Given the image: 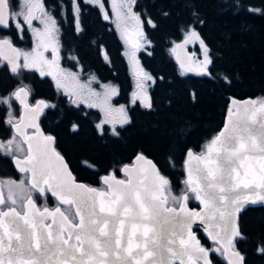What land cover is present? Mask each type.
Returning <instances> with one entry per match:
<instances>
[{"label": "snow or ice", "instance_id": "1", "mask_svg": "<svg viewBox=\"0 0 264 264\" xmlns=\"http://www.w3.org/2000/svg\"><path fill=\"white\" fill-rule=\"evenodd\" d=\"M71 3L79 31L80 3L79 0ZM85 3L104 9L102 0H85ZM111 3L118 21L135 24L136 40L131 41L130 58L136 66L139 95H143L144 82L152 77L136 61V52L150 43L142 30L141 14L133 10L136 0H111ZM18 6L19 11H13L11 0H0V27L7 28L14 23L22 33L27 26L36 45L31 52H22L10 39L0 38V58L12 65L14 73L20 67L39 68L41 76L51 75L57 88L70 96L81 100L99 97L101 93L91 87L95 77L81 83L76 73L59 67V28L43 0H18ZM103 18H110L107 11H103ZM36 20L41 28L33 26ZM148 23L152 21L149 19ZM190 39L199 40L194 30H189L183 44H176L172 51L183 48ZM200 45L204 53L197 66L202 75H209L213 61L203 40ZM49 49L51 60L44 55ZM21 57L23 65L19 63ZM45 67L50 70L45 71ZM181 67H184L183 61ZM69 81L75 82L71 90ZM102 87L104 106L89 105L102 107L108 117L98 125L101 132L105 123L128 122L124 106L113 108L110 104L117 89L110 85ZM29 95V88L21 86L9 98L0 99L9 109L6 122L14 129L11 139L0 141V151L22 153V158L15 155V163L21 172L31 174L28 195L23 194L24 181L16 185L21 189L19 194L9 187L5 197L0 187V205L6 201L11 205L6 210L0 208V264H175L177 260L179 264H212L209 258L212 251L230 257L229 264H242L243 257L234 250V240L240 235L236 213L244 204L264 201V102L256 107L257 102L251 101L252 107H237L234 114L230 109L228 122L206 146V152L195 155L188 151L187 191L176 197L169 195V181L151 161H146L148 167L125 165L124 180L116 179L114 173L104 176L106 191L77 183L64 158L56 151L54 137L40 129L39 116L51 106L43 100L29 104ZM137 95L133 93L134 97ZM12 99L22 106L21 115L15 121ZM112 131L117 134L115 127ZM136 159L145 160L143 156ZM32 190L40 194L50 191L61 206L52 210L36 208ZM189 193L203 205L201 211L187 208ZM18 198L26 201L23 211L16 208ZM169 199L178 207H167ZM197 219L217 245L215 248L203 247L195 237L192 226Z\"/></svg>", "mask_w": 264, "mask_h": 264}, {"label": "trees", "instance_id": "2", "mask_svg": "<svg viewBox=\"0 0 264 264\" xmlns=\"http://www.w3.org/2000/svg\"><path fill=\"white\" fill-rule=\"evenodd\" d=\"M43 1L45 9L53 11L57 19L62 50L71 22L58 14V5L67 1ZM133 10L141 14L142 30L150 41L145 43L146 50L138 51L137 61L152 79L146 81L144 99L148 102L133 99L126 105L128 122L115 126L117 134L106 127L103 132L97 129L99 111L95 106L66 102L54 86L56 97H53L45 77L26 86L48 101L54 99L59 110L57 117L63 118L54 129L55 148L65 158L75 179L103 188L102 174L113 171L122 176L120 166L137 152H143L169 181V195L180 197L187 191L185 152L187 149L203 152L223 123L229 99L264 100V0H136ZM149 19L152 24L148 23ZM189 30L198 33L213 61L209 75L187 72L174 61V44ZM74 44L79 57V47ZM192 46L193 64L198 65L204 49L200 42ZM101 48H105L106 61ZM122 49L123 44L109 29L100 7L81 0L82 79L95 77L92 88L98 82H116L119 91L113 101L117 104L126 103L128 95ZM149 103L151 107L147 106ZM79 107V128L69 131L67 118L73 114L79 116L73 109ZM46 115L47 111L44 119ZM23 180L29 189L25 175ZM31 194L38 206L58 204L47 192L41 195L32 190ZM187 202L190 207L198 206L191 193ZM168 204L177 205L171 199ZM237 225L240 235L234 240V249L243 256V264H264V251L260 250L264 248V207H247L239 213ZM193 230L201 245L209 248L213 244L198 228ZM210 254L214 264L215 261L227 264L221 252Z\"/></svg>", "mask_w": 264, "mask_h": 264}, {"label": "flooded vegetation", "instance_id": "3", "mask_svg": "<svg viewBox=\"0 0 264 264\" xmlns=\"http://www.w3.org/2000/svg\"><path fill=\"white\" fill-rule=\"evenodd\" d=\"M66 1L67 2L62 1L63 3L61 4V6L58 5V10H59L58 14L63 19L70 18V22H71L70 28L68 29L67 34H66V40H65L66 44L64 45L65 47H62V50L66 54L67 53L71 54L74 57V61L71 62L70 60H67V61H65V65H66V68H71L72 65L79 67V71L81 73V11H80V17H79V19H80L79 29L80 30L78 31L76 28L75 22H74V14L72 11L71 0H66ZM102 2L104 4L103 11L104 10L108 11L109 14L112 15L111 0H102ZM79 3H80V9H81V0H79ZM11 6H12V10L15 11L18 8V0H11ZM50 14H52L55 17V14L53 13V11H51ZM107 21L109 22V19ZM37 23H38V20L34 21L33 26L37 27ZM57 24H58V22H57ZM58 28H59V35H60V27H58ZM109 29H111L114 32V34L119 37L121 43L123 44L122 37L118 32L117 23H114L113 21L109 22ZM0 38L10 39L12 44L15 45L17 47V49L21 50L22 52H31L32 49L36 45V41L34 39V35H33L32 31L29 28H27V26H25L24 31L21 33L20 31H18L15 28L14 23L7 28L0 27ZM74 43H77V46L79 47V50H80V56L79 57L75 53V48L72 46V45H75ZM123 48H124V46H123ZM101 49H103V48H101ZM100 52H101V50H100ZM121 52H122V55L126 61L128 95H127V100H126L127 102L126 103H119V104L120 105L121 104L129 105L131 103L130 100L133 99L132 95H131V90L133 88V84H132L133 73H131V68L129 67V66H131V63H129L127 61L125 54H124V49H122ZM101 55H102V53H101ZM102 58L105 61L107 60L106 52H105V57H103V55H102ZM22 62H23V57L20 58L19 63L21 65H23ZM11 68H12V66L7 61H5L3 58H0V99L9 98L11 96V94L14 93L19 87L26 86L28 83L30 85H32V82H36L38 79H43L44 77L49 84V90L52 91V87L54 86V81H53L52 76L51 75L41 76L39 68H24L23 67V70H21V68H19L17 70V72H15V73L11 70ZM49 70L50 69L45 67V71H49ZM78 77L80 79L81 74ZM107 82L111 83L113 85V87L117 89V94H118L119 88H118V85L116 84V82H114V81L113 82L107 81ZM74 83L75 82L73 81L72 85H69V86H73ZM71 89H72V87H70L69 90H71ZM29 90H30V88H29ZM52 93H53V91H52ZM61 95L64 97L66 102H69V103H73L72 101H76V100L80 101V102L76 101L74 104L81 106V99L79 97H77V99L75 100V96H70L68 93H61ZM116 95H114V96H116ZM54 96L56 97V94L53 93V97ZM37 99H44L46 101V103L51 106V107L45 108L43 110V113L39 116L38 123H39L41 129L43 130V132L45 134L52 135L54 137V140H56L55 134H54L55 126L57 125V123L59 121L63 120V118L57 117L58 113H59L58 108L55 107L57 105H55V103L53 102V100H54L53 98L52 99L50 98L48 101L46 98H42V96L36 95L30 91V95H29L28 100H27L28 103L33 105ZM73 109H75L79 113V116L73 114L71 116V118L70 117L67 118L69 131H76L79 128V121L78 120H81V107H79L78 109H76V108H73ZM45 111H47V115L44 119L43 114L45 113ZM8 112H9V109H8L7 105L0 103V141H2V142H7L14 135V129L6 122L9 119ZM11 112H12L13 120L14 121L18 120L20 117V104L15 99L11 100ZM61 113L63 114L64 112H61ZM55 114H56V116H55ZM64 119H66V118H64ZM98 121H99V119H97L95 121L96 126L98 124L97 123ZM73 125L76 126L75 129L73 128ZM28 131H29V133H31L32 130L29 129ZM54 145H55V143H54ZM15 155H20L22 157L23 154L22 153H20V154H15V153L14 154H6L4 151H0V187H2V190H3L5 197H7V195H8L9 187H11L13 189L14 193H16V194H19L21 192V189L17 188L16 185H19L21 183V181H23L24 175H25V179L27 181V174H25L23 172H19L13 163V159H14ZM9 182H15V183L10 184ZM22 187L24 188V184ZM34 201H35V199H34ZM20 203L21 202H19L17 200L16 208L18 211L23 210V204L21 207ZM8 206H11L10 202L6 201V204L0 205V208H4L6 210ZM38 207H42V206H38ZM214 244L215 243L213 242V244H211L208 249H210V248L213 249ZM212 252L214 253L217 251H212ZM209 257L211 260V254ZM212 264H214V263L212 262ZM215 264H216V261H215Z\"/></svg>", "mask_w": 264, "mask_h": 264}, {"label": "water", "instance_id": "4", "mask_svg": "<svg viewBox=\"0 0 264 264\" xmlns=\"http://www.w3.org/2000/svg\"><path fill=\"white\" fill-rule=\"evenodd\" d=\"M195 32H196V31H195ZM196 33H197V32H196ZM197 34H198V33H197ZM185 36H186V35H185ZM185 36H184L183 38H181L180 40H178V41L174 44V46H175L176 44H183V41H184V39H185ZM198 36H199V35H198ZM197 42H200V37H199V40H196V39H190V40H189V43L185 44V45L183 46V48H178V49H176L175 52H173V58H174V61L176 62V64H177L178 66H180V67H181V61H183V63H184V67H181V68L184 69L185 71H187V72H191V73H193V74H198V75H200V74H201V70H200L199 67H195V66H193V54H192L191 51L189 50L190 44H192V43H197ZM13 46H14L15 48H17L15 45H13ZM101 53H102L103 57H105V50H104V49H101ZM177 57H179V59H178ZM5 61H6V60H5ZM7 62H8V61H7ZM10 65H11V64H10ZM11 66H12V65H11ZM40 100L45 101L44 99H37L33 105H35V104H36L38 101H40ZM234 101H235V103H234ZM251 101H256V102H257V103H256V107H259L260 102H264V100L257 101L255 98H250V97H245V98H242V99L235 98V97H231V98L229 99V101H228L227 110H226V112H225L224 119H223V123H222L220 129H219V130L216 132V134H215V135L209 140V142H207V143L205 144L203 152H201V153H197V152H194V151L191 150V149H187V151L185 152V155H184V160H183V167H184V182H185L186 179H187L186 161L188 160V157H187V153H188V151L191 150L195 155H202V154H204V153L206 152V146L211 142V140H212L215 136H217V135H218V134L224 129L225 124L228 122V118H229V110L231 109L232 112H233V114H234L235 111H236V109H237V107H240L241 109H243L244 106L252 107V105L249 103V102H251ZM17 102H18V101H17ZM27 102H28V101H27ZM45 102H46V101H45ZM141 102H142V103H147L148 101H147V99H142ZM18 103H19V102H18ZM21 112H22V106L20 105V115H21ZM42 113H43V112H42ZM42 113H41V114H42ZM41 114H40V115H41ZM39 126H40V125H39ZM40 129H41V127H40ZM41 130H42V129H41ZM42 132H43V130H42ZM43 133H44V132H43ZM29 134H31V133H29ZM44 134H45V133H44ZM45 135H47V134H45ZM50 136H52V135H50ZM52 137H53V136H52ZM54 147H55V145H54ZM55 149H56V148H55ZM56 151H57V149H56ZM57 152H58V151H57ZM60 155H61V154H60ZM61 156H62V155H61ZM138 156H143V157L145 158V160L137 161L136 158H137ZM62 157H63V156H62ZM21 158H22V157H21ZM63 158H64V157H63ZM146 161H151V162L156 166V169L159 171L157 165L154 163V161H153L150 157L146 156L143 152H137V153L132 157V159H131L129 162H126V163H124V164H122V165L120 166V168H119V172H120V174H121L122 176H117V175H115V173H114L113 171H109V172L104 173V174L101 175V177H100V181H101V183L104 185V183H103V181H102V178H103L104 176H108V175L113 174V173H114L116 179H118V180H124V179H126V174H125V172L122 171V169L124 168L125 165H128V166H135V167H148ZM64 162L67 164L65 158H64ZM13 163H14L16 169H17L19 172H21V171L19 170V167H18L17 164L15 163V157H14V159H13ZM67 167H68V170L72 173V171L70 170L68 164H67ZM159 173H160V175H162L160 171H159ZM30 176H31V174L28 173V174H27V182L30 180ZM72 176L74 177L73 173H72ZM162 176H163V175H162ZM163 177H164V176H163ZM74 178H75V177H74ZM164 178H165V177H164ZM165 179H166V178H165ZM75 181H76L77 183H79V184H83V185H86V186L91 187V188H96V189H98V190H105V191L107 190V189H106V185H104L103 188H102V187L100 188V187H96V186L88 185L87 183H85V182H83V181H80V180H77V179H75ZM28 184H29V183H28ZM46 192H47L49 195L53 196V195L51 194L50 191H47V190H46ZM39 194H40V193H39ZM41 195H42V194H41ZM193 195H194V194H193ZM53 197H54L55 200L58 202V204L54 205L53 207H49V206L38 207L37 204H36V202L33 200V198H32V200L34 201V205H35L36 208L43 210L45 207H47L48 209L52 210V209H55L57 206H61L60 203H59L58 198L55 197V196H53ZM194 199H195V196H194ZM195 201H196L197 204H198L197 207H190V206L188 205V202H187V208H188L189 210L199 212V211L202 210L203 205L200 203V201H198V200H196V199H195ZM24 203H26V201H24L23 204H24ZM251 206H263V207H264V201H259V200H257L256 203H247V204H244L243 207H241L240 210L236 213V223H237V219H238V215H239V213L242 212V211H244L247 207H251ZM167 207H178V205L167 204ZM23 210H24V208H23ZM23 210H22V211H23ZM204 227H205V226H204V225H203L198 219L194 222V224H193V226H192V232L195 234V237L199 240V238H198L197 235H196V232L193 230V228H198V229L201 231L202 235L204 236V238H205L207 241H209V242H214L210 237H208L207 233L204 231ZM199 242H200V240H199ZM200 244H201V243H200ZM202 246H203V245H202ZM216 246H217V245L214 244L213 248H215ZM203 247H205V246H203ZM205 248H206V247H205ZM234 250H235V249H234ZM235 251H237V250H235ZM237 252H238V251H237ZM239 254H240V253H239ZM222 256H223L224 260L226 261V263L229 264V258H230V257H228V256H226V255H223V254H222ZM240 256L243 257L241 254H240ZM209 258H210V257H209ZM232 259H235V258L232 257ZM175 262H177V263L179 264V261H178V260L175 261ZM242 264H243V260H242Z\"/></svg>", "mask_w": 264, "mask_h": 264}, {"label": "rangeland", "instance_id": "5", "mask_svg": "<svg viewBox=\"0 0 264 264\" xmlns=\"http://www.w3.org/2000/svg\"><path fill=\"white\" fill-rule=\"evenodd\" d=\"M85 1V0H84ZM15 11H19V6L18 8L15 10ZM105 11V10H104ZM108 12V11H107ZM111 12H112V15L109 14L108 12V15H109V22H114V23H119V27H118V32L119 34L121 35L122 37V40H123V46H124V54H125V57L127 59V61L129 63H131V66H129L131 68V73H133V79H132V84H133V88L131 90V95H132V98L133 99H139L140 101L142 99H144V96H145V92H146V89H147V85H146V81L144 82L145 83V86H144V90H143V95H139L140 93V89L137 88V83H138V76L136 74V66H134L133 64V61L132 59L130 58V54H131V51H132V48H131V41H135L136 40V35H135V24L134 22H128V23H124L123 21H118L116 15L114 14L113 12V5H111ZM50 13V12H49ZM56 19V18H55ZM57 21V19H56ZM42 25L40 24V22L38 21L37 23V28H41ZM59 27V26H58ZM187 35V34H186ZM59 32H58V40H59ZM35 39V37H34ZM59 44H60V41H59ZM61 45H59V52H58V57H57V63L59 65L60 68L64 69L65 71L67 72H74L77 74V76H79L81 74V78L79 79L81 83H87L91 78L92 76H88L87 79L86 77L84 79H82V75L83 73L79 71V67H76V66H73L71 68H66V65H65V61L67 60H70L71 62L74 61V57L69 54V53H64L61 49H60ZM192 47V48H191ZM191 47L189 48V50L191 51V53L193 52V46L191 44ZM142 50H146V47L144 46L143 48H141ZM137 54H138V51L136 52V57H137ZM193 54V53H192ZM44 55L49 59L51 60L52 59V52H51V49H49L48 51L44 52ZM64 56V57H63ZM203 60V59H201ZM200 60V61H201ZM136 61H137V58H136ZM138 62V61H137ZM199 62V61H198ZM23 63V62H22ZM195 67H198L197 65L194 64ZM138 67H140V65L138 64ZM21 70H23V67H20ZM184 70V69H183ZM144 71V70H143ZM54 81V79H53ZM94 80H92V83H91V87H92V84H93ZM73 81H69L68 82V87L70 89V87H73V86H69V85H72ZM103 85H110L113 87V85L109 82H98L94 87L93 89H95L97 92L101 93V95L99 97H96V96H89L86 100H81V102L84 104V105H101V106H104L103 104V93L105 91V89L102 87ZM54 86L56 88V90H58L61 93H66L62 88L58 89L57 86H56V82L54 81ZM133 93H137L138 95L137 96H133ZM77 99V97L75 96V100ZM132 99V100H133ZM132 100H130V102L132 103ZM77 102H80L78 100H76ZM110 104L113 108H120L121 106H124V109L126 111V105H123V104H117V103H114L113 101V96L110 98ZM98 111H99V121L97 122V128H98V125H100L103 121H105L106 119H108V117H106L105 115V112L102 110V107H97L95 106ZM117 120H118V116L116 117ZM117 124H120L119 122H116L115 125L111 124V123H105L103 125V127H106L108 129H113V127H115ZM99 130V128H98ZM24 181V180H23ZM26 181V179H25ZM27 183V181H26ZM28 184V183H27ZM24 192L23 194L24 195H28V188L26 187V185L24 184ZM32 196V194H31ZM33 197V196H32ZM20 203V206L22 207V199L18 198L17 199Z\"/></svg>", "mask_w": 264, "mask_h": 264}]
</instances>
